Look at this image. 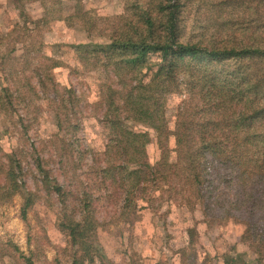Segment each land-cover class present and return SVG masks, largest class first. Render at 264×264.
<instances>
[{
	"label": "trees",
	"instance_id": "trees-1",
	"mask_svg": "<svg viewBox=\"0 0 264 264\" xmlns=\"http://www.w3.org/2000/svg\"><path fill=\"white\" fill-rule=\"evenodd\" d=\"M191 4L192 0H159L147 8L133 4L120 19L125 29L110 43L72 46L80 60H87L90 53L104 55L117 76V87L98 86L103 106L99 122L106 142L100 173L110 179L109 188L121 192L111 193L115 203L121 202V216L164 205L169 209L200 204L206 220L243 228L241 241L249 252L224 255V264H264V0L201 1L198 9L226 16L220 27H228L230 33L223 36L219 29L216 37L214 27V37L204 44L181 41V20ZM229 6L240 9L242 22L228 19ZM50 71L44 73L52 85ZM34 73L40 75L41 68L35 66ZM0 78V111L14 109L24 97L14 96L17 89ZM53 86L59 102L54 121L63 130L70 125L76 101L62 99L56 92L59 86ZM40 87L46 93L39 78L33 90ZM182 90L188 99L182 110L177 107L169 129L162 101L164 95ZM149 131L154 132L159 151L153 164L146 152ZM55 138L57 144L69 146L65 137ZM21 163L17 151H3L0 139V203L24 190ZM37 170L45 177L47 194L60 195L62 187L55 179L48 180V164L39 161ZM33 197L31 193L24 197L22 220ZM72 213L60 223L69 239L71 263L104 264L92 211L85 205Z\"/></svg>",
	"mask_w": 264,
	"mask_h": 264
},
{
	"label": "rangeland",
	"instance_id": "rangeland-1",
	"mask_svg": "<svg viewBox=\"0 0 264 264\" xmlns=\"http://www.w3.org/2000/svg\"><path fill=\"white\" fill-rule=\"evenodd\" d=\"M158 1L0 0V77L17 89L14 96L24 97L14 109L0 111L2 149L17 151L24 174V190L0 203V264H27L25 258L31 264H72L69 239L60 223L64 215H73L72 209L81 210L85 205L97 223L96 244L105 256L104 264H192L194 260L196 264H224V255L249 252L241 241L242 226L206 220L200 204L169 209L164 205L137 216H121V202L115 203L111 195L121 192L109 188L110 179L104 180L100 173L106 142L99 122L103 106L98 86L110 83L117 87V76L113 66L106 65L104 55L90 53L87 60H80L72 46L110 43L116 32L125 29L120 19L128 7L136 3L153 7ZM201 1L205 0H192L185 8L179 29L182 42L204 44L214 37V27L216 37L219 29L223 36L230 35L228 27H220L226 16L198 9ZM225 10L229 20L242 22L240 9L229 6ZM209 26L213 27L208 30ZM35 66L41 68L40 75L34 73ZM46 69H51L52 83L59 86L58 96L76 101L70 125L63 130L54 121L59 102ZM39 78L46 84V93L42 94V87L33 90ZM187 99L185 90L164 95L169 129L175 123L177 107L182 110ZM24 118L26 124L21 123ZM149 135L147 160L153 164L159 151L154 132ZM55 136L65 137L69 146L57 144ZM169 146L173 147L172 139ZM173 159L171 154L170 161ZM39 161L42 166L48 164V180L55 179L62 187L60 195L47 194L45 177L37 170ZM29 193L34 201L22 220L24 197Z\"/></svg>",
	"mask_w": 264,
	"mask_h": 264
}]
</instances>
